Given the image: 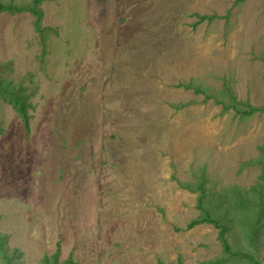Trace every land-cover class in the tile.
<instances>
[{
	"label": "rangeland",
	"instance_id": "1",
	"mask_svg": "<svg viewBox=\"0 0 264 264\" xmlns=\"http://www.w3.org/2000/svg\"><path fill=\"white\" fill-rule=\"evenodd\" d=\"M40 7L39 30L31 13H0V80L22 85L30 116L27 133L0 93L9 249L20 264H207L217 230L187 229L197 194L179 182L248 188L260 175L242 163L261 155L264 112L225 104L264 106V0Z\"/></svg>",
	"mask_w": 264,
	"mask_h": 264
},
{
	"label": "trees",
	"instance_id": "2",
	"mask_svg": "<svg viewBox=\"0 0 264 264\" xmlns=\"http://www.w3.org/2000/svg\"><path fill=\"white\" fill-rule=\"evenodd\" d=\"M41 1L31 0L19 4L0 1V13H31L36 17L34 24L39 30V22L42 18ZM200 19L205 20L206 17L202 16ZM23 91L21 84L0 80V93L12 98L11 101L9 99L6 102L12 104L25 130L29 133L30 116L26 110L29 105ZM225 108H231L243 117L252 115L256 111L264 112V106L253 107L248 103L225 104ZM260 150L259 158L242 163L243 167L260 166V175L248 188L231 185L219 190L212 189L208 186L204 175L193 183L179 182L183 189L197 194L196 208L200 214L188 223L187 229L208 224L217 230L221 254L207 264H262L259 257L264 246V147H260ZM7 239L8 236L0 232V264H20L19 258L17 259L20 255L18 256L16 250L9 249ZM40 264H59L58 253L42 258Z\"/></svg>",
	"mask_w": 264,
	"mask_h": 264
}]
</instances>
